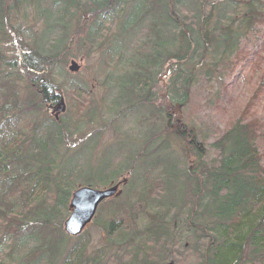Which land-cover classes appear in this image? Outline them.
<instances>
[{
  "label": "trees",
  "instance_id": "trees-1",
  "mask_svg": "<svg viewBox=\"0 0 264 264\" xmlns=\"http://www.w3.org/2000/svg\"><path fill=\"white\" fill-rule=\"evenodd\" d=\"M29 8L42 26L26 36L18 23ZM83 17L90 48L115 25L101 81L125 84L131 110L157 107L160 77L165 99L181 109L199 80H224L214 106H228L246 70L264 61V0H0V264H264V68L225 128L180 130L178 144L150 138L142 154L120 151L122 162L93 167V142L76 150L70 142L95 111L81 101L68 119H54L46 109L59 102L53 79L65 75V42ZM70 90L81 97L77 84ZM124 171L121 194L89 224L104 233L100 247L91 249L84 231L69 238L63 223L76 180L95 189Z\"/></svg>",
  "mask_w": 264,
  "mask_h": 264
},
{
  "label": "rangeland",
  "instance_id": "rangeland-1",
  "mask_svg": "<svg viewBox=\"0 0 264 264\" xmlns=\"http://www.w3.org/2000/svg\"><path fill=\"white\" fill-rule=\"evenodd\" d=\"M25 11L27 12L26 21H24V23L19 22L18 24L20 26L25 24L26 26L22 29L25 31L26 36H30L41 30L42 22L37 19L38 11H34L33 9L30 10V8ZM84 23H89L87 17H83L80 28H76L75 22L71 24L70 31L75 32L74 34H71L69 39H67L69 43L65 42L66 44H69L68 51L71 54V56L68 54L65 57L66 62L64 64L62 63L65 75L60 76L57 80L56 78L53 79V85L57 86V89L54 88L55 91L52 93H58L59 102H62L64 111L56 114L55 111L52 110L54 107V109H57L59 106H57V104L59 102L51 106L45 104L46 109H49V117L51 116L54 119L60 117L68 119V116L71 115L69 111L72 106L71 103L75 105L76 102L81 101L87 106V111H95L94 117L90 121L91 123H85L84 127L80 130V136H83V138L79 140L80 133H78L71 136L73 140L70 142L71 147L74 150L80 145H84L83 142L85 143L87 140L93 142V144H90L93 147L90 149V160L93 163V167H98L102 162L104 164L107 161L110 162L109 164L112 165L111 167L116 165V163H119V161L122 162L120 158L123 153H119L120 151L126 152L130 149L135 151L136 155L142 154L143 150L147 148L144 144L147 143V140L150 138L155 141L157 139V142L160 143H165L166 139H168V141L173 144L176 142L174 140H176V134L180 130H183L186 134H197L205 130L215 133L216 130L225 128L243 109L258 82L262 69L264 68V61L262 60L246 70L243 78L240 80L234 91L233 99L228 106L225 105L223 107L222 104H220V108L214 106L216 98L223 88L224 80H199V82L192 87L190 97L184 108L181 109L165 100V85L163 86L164 80L160 77V82L158 81L159 85L156 88L157 102L154 101L157 107L152 108L149 104H146L142 113L134 111V107H132L133 109L130 112H126L125 109L128 107L125 105L123 106L124 99L121 98L124 95V89L119 88L120 85H117L116 88H114L112 87L113 83L101 81L100 74L102 58H104V50L107 45L106 42L114 32L115 25L113 23L111 25H106L104 32L97 40V46L90 48V45L83 38L85 26L87 27ZM19 42V38L12 39V42L10 41V48L14 50L18 49ZM89 49L91 50L88 51ZM71 62H74L78 67L76 72H70L69 68L71 67ZM49 81H51V79H49ZM76 84L80 89L78 93L81 97L73 100L74 93L73 90H70V87ZM112 100L114 103H112ZM116 102H120L118 108L114 107L117 106ZM111 103L114 106L110 105ZM132 104H134V101H132ZM157 108L159 111L162 110L160 114L157 113ZM164 112L166 113L165 115L168 116V119H165L166 116L163 114ZM262 113H264V109L262 110ZM55 115H57V118H55ZM178 117L181 118V122L184 124V128L182 129L179 127L180 121H178ZM83 122H87L86 118ZM186 142L187 141H185V143ZM185 145L187 146V144ZM173 148L176 152L177 150H180V146L179 148L173 146ZM193 155L194 154L191 152L189 155L185 156L187 159L185 161V168H187L190 173L197 168L195 165L196 160ZM204 155V161L207 165H210L212 161H216V156L212 149L207 148ZM117 159H119V161ZM117 174H119V172ZM114 177L115 179H112L111 184H120L118 190H121V187L125 185L124 183L122 184L123 180L125 181L128 177L127 171ZM75 183L72 193L77 189L84 187V184L80 180H76ZM94 185V188L98 190L105 189L109 186L101 185L99 182H96ZM112 198L115 199L116 197ZM69 214L68 210V216ZM83 231L87 232L92 239L91 249L99 248L101 245L100 239H102L104 235L102 230L91 224ZM82 232L78 236H81ZM179 253L181 254L178 255L183 258L186 256L183 251H179ZM188 261L187 264H191V260L189 259Z\"/></svg>",
  "mask_w": 264,
  "mask_h": 264
},
{
  "label": "water",
  "instance_id": "water-1",
  "mask_svg": "<svg viewBox=\"0 0 264 264\" xmlns=\"http://www.w3.org/2000/svg\"><path fill=\"white\" fill-rule=\"evenodd\" d=\"M78 67L71 62L70 72H76ZM59 105V106H58ZM57 109L52 108L56 114L64 111L62 102H59ZM57 115H55V118ZM125 181L122 182V184ZM120 184H110L107 188L98 190L91 187H81L71 195L68 210L69 216L64 222V233L69 238H76L94 219L99 205L112 198L118 197L121 191L118 190Z\"/></svg>",
  "mask_w": 264,
  "mask_h": 264
},
{
  "label": "bare ground",
  "instance_id": "bare-ground-1",
  "mask_svg": "<svg viewBox=\"0 0 264 264\" xmlns=\"http://www.w3.org/2000/svg\"><path fill=\"white\" fill-rule=\"evenodd\" d=\"M85 40V39H84ZM87 42V41H86ZM60 76H56L55 78H56V80L59 78ZM116 85H120V87L119 88H121V89H125L126 88V86H125V84H123V83H121V82H119V83H117ZM54 88H56L57 89V86H54ZM115 100V99H114ZM166 100V99H165ZM120 103V102H119ZM145 106L146 105H141V107H134V111H136L137 113H142L143 112V109H145ZM140 108V109H139ZM126 110V112H130L131 111V109L130 108H126L125 109ZM145 111V110H144ZM178 121H180V124H179V127H181V129L182 128H184V124L181 122V118L180 117H178ZM124 181V180H123ZM124 184H125V182H124ZM103 203V202H102ZM101 203V204H102ZM100 204V205H101ZM99 205V206H100ZM99 208V207H98Z\"/></svg>",
  "mask_w": 264,
  "mask_h": 264
},
{
  "label": "flooded vegetation",
  "instance_id": "flooded-vegetation-1",
  "mask_svg": "<svg viewBox=\"0 0 264 264\" xmlns=\"http://www.w3.org/2000/svg\"><path fill=\"white\" fill-rule=\"evenodd\" d=\"M51 106V105H50Z\"/></svg>",
  "mask_w": 264,
  "mask_h": 264
}]
</instances>
